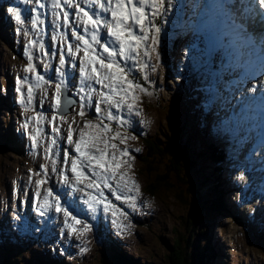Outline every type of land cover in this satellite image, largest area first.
Instances as JSON below:
<instances>
[{
	"label": "rangeland",
	"instance_id": "374dc122",
	"mask_svg": "<svg viewBox=\"0 0 264 264\" xmlns=\"http://www.w3.org/2000/svg\"><path fill=\"white\" fill-rule=\"evenodd\" d=\"M1 3H6V1L2 0L0 1V4ZM10 3L13 4L11 0ZM30 10L31 9L27 6L23 7L21 10L22 15L28 18L30 16ZM171 13L172 12H169L168 14ZM1 20L2 18H0V21ZM160 26L165 30L168 29L166 23ZM30 28L33 29L30 21L27 24L17 25L15 30L16 40L19 41L16 45L18 51L17 56L21 55L24 49V33L27 32L28 34ZM6 30L7 27L0 28V81L2 80L4 85H6V82L7 85H9L11 84L9 78L2 77V75L5 74V70H8V67H2L1 65L2 63H8L10 59L15 57L9 54V51H12L14 42L10 40ZM177 51L178 49L171 57L170 51H167V55H163L164 52L162 51L161 60H157L156 55L152 54L149 60V67L145 69V74L151 81L150 84L156 87L155 91L162 96L164 103H168L170 99L173 101L176 98L182 102L187 101V99L190 100L191 94L194 93L193 88L198 84V82L193 81V79H183V75H187L188 77L190 74H187L185 72L186 70L183 69L184 64L180 59L181 53ZM173 65L174 68L172 69ZM136 76L138 79H136L135 82L140 84L144 90L147 91L150 88V84L145 82L143 76L138 71L136 72ZM47 94L50 95L48 92ZM134 96L136 99L138 98L137 103L143 114H146L147 111L144 109V104L148 94H144V91L134 90ZM34 98L33 106L37 114H35L31 120H24L21 122L23 127L19 126V133L15 130L11 112L7 110L8 106L5 103H0V264H5L4 255L10 252L8 249L19 251L20 249L16 247H22L23 245L21 243L23 241H26V244H28L31 237H25L28 232L35 233L38 227L43 226L45 223H51V220L47 221V215L41 217L37 214L39 206L44 202L39 201L38 195H47L48 191L53 187L58 189L62 187H77V192L87 197L86 193L89 194L90 191L98 188L95 183L98 177L110 174V172L103 168H97V174L93 175L89 171V168L94 165L89 163L88 156H100L102 153L105 159L110 163L114 156L116 161L123 164L120 168V173L115 177L113 183L114 187L111 188L116 192L124 193L129 189L133 190L134 187L132 186L135 185L134 181H136L139 189L141 188L139 195L149 201V207L153 210L152 211L148 207L147 210L151 216L141 219L142 226L134 224L133 222L128 223L129 234H126L125 230V213L118 210L111 213L110 218L114 225V232L119 233L121 243L127 246L121 253L138 260L140 264H163L162 260L166 251L164 250L165 242L163 243V240H171L180 232L183 237L185 232H187L191 236L190 242L186 243L185 249L187 254L189 253L191 256L192 251H196L199 257L198 261L202 260L201 262L204 264H264V240H256L254 238L255 233L253 230L249 229V226L244 224V220H242L241 223H236L231 221L229 217L223 218L217 215L214 216L205 209L203 210L205 213L201 212L200 214L206 215L202 217L199 215L196 216L194 218L196 224L193 222L194 225L191 224L188 226H196V229L194 228V230H192L187 228L184 224L183 227H180L179 219L183 214V205L188 206L190 199H180L172 188L168 190L162 187L160 191L154 194L148 192V190L146 191V175L148 174L145 172L144 164L140 159L143 157L146 147L140 143L137 138H130L127 133L122 130L123 125L121 124L117 125L104 120V123L109 125V131L108 133H103L100 129V121L91 119L83 120L75 114V112L79 111L78 108L71 113L64 110L67 112V116L62 117L58 115L55 121H53V101L52 99H43V104H45L44 110H48L49 118H51L50 122H52L51 124L50 122L48 123L47 128L50 132H53L52 128L58 126V128L63 131V135L61 134L63 136L62 145H60L59 142L58 147L52 148V146H50V149L44 148L43 145L36 151H32L31 155L29 151L30 148L25 141L24 133L27 131L31 135L40 137L41 132H37V128L44 122V120L38 116L40 115L39 110L43 108V104H40V95L35 94ZM111 110L113 111L115 109ZM125 112L127 111H124V113ZM146 116L147 118L145 119H147L148 124H150L149 135H154L155 131H159L157 136L163 138L165 141L164 146L175 150H177L178 144L174 138L171 137V131L173 134H176L172 129L173 118H176L177 123H175L174 129H176L182 137L181 147L183 149L181 150L184 152L183 155L186 156V159L188 157L195 158L197 153H200L204 159L205 156L208 158L205 162H199L201 168L197 167L198 164L196 165L197 171L195 179L197 182H200L201 186V193L199 194L204 198L205 195H209L210 197L207 198L209 201H217L215 200V195L220 192V188L213 183L214 180L210 168L212 167L214 169V167L209 163V161L212 162V160L209 159V155L205 154V149L208 148V145L211 144V140H213V138H211L213 136V130L211 129L209 135L206 133V142L203 143L200 141L199 145L201 147L199 150L197 147L190 146L189 130L193 134V129H189L186 122L187 116L185 114L179 113L175 108L170 107L169 109H164L159 106L157 109L150 108ZM216 118L217 115H213L214 121L212 119L209 121L218 123L215 121ZM89 122L97 125V127H85V124ZM233 124L236 125V121ZM24 125H27V128H24ZM69 125H71L73 132V141L80 139L81 135H83V139L86 141V144L83 146L85 155L75 157L78 163V170L82 173L81 182L79 184H77L72 177V157L69 158L67 163L63 160L62 146L67 143ZM233 128L236 127H232L231 129ZM161 133L167 138L163 137ZM113 136L117 138L113 140ZM193 138L197 141L195 137ZM15 139L18 140L13 143ZM49 143H51V140ZM106 143L109 145L107 149L105 148ZM112 144H115L116 147L112 148ZM241 146L242 140H240L239 137L235 139L234 136L230 134L229 145H227L226 148L227 151L231 155L237 154L240 156ZM68 147L74 150V144H68ZM26 150L28 151L27 154L25 153ZM124 150H127L128 155L121 157V152ZM243 150L244 148H242V151ZM73 156H75L74 151ZM235 163L238 164V162ZM232 166L240 167L239 164ZM232 166L229 163L226 166L229 173L225 177L229 176V179H231L230 167ZM61 169L64 170V175H61ZM214 179L216 180V178ZM223 180L222 178L220 182ZM106 181H108V179ZM180 181L184 182L181 179ZM89 184H91L92 187H88ZM223 188H227L225 184ZM213 193L214 195H212ZM25 194L27 195L26 200L23 199ZM31 195H33V201L31 202L32 206H30L29 202ZM120 197L121 199L117 200H123V197ZM238 201L239 198L236 195L229 192L227 193V191L225 192L223 204L229 209L228 216L235 212ZM48 202L53 206L51 212L56 213L55 202ZM121 202L125 204V210H132L131 203L133 201L124 199ZM68 207H71L72 213L75 215L70 213L68 216H65L63 214ZM87 208V205L80 196H78V201H76V203L65 201L62 206L61 215L53 220L48 233L55 241V246L52 248V251L54 252L56 250V255L58 257L50 256L49 249L47 250L44 247L38 248L36 253V255H39L38 258L40 260L51 258L61 261L64 264H103L101 260L103 251L96 246L95 240H93V233L91 236L89 221L93 211H89ZM193 209L194 207L191 210ZM200 209H203V207ZM219 211H221V209H219ZM132 213H134V210L131 212L130 218L132 217ZM247 213L248 210L243 211L245 219L249 221L251 217L248 216ZM32 220H34V222H32ZM77 220H79V222H77ZM85 225H87V227H85ZM15 227H19L21 230L13 231ZM222 227H224V229H222ZM174 228L177 230L176 233H174ZM132 230L135 231L132 232ZM193 231H197L198 233L192 236ZM192 237H194L193 241ZM112 240H114V236H112ZM212 244H215L217 247H214ZM14 245H16V247ZM225 245H229V247H225ZM80 248H82V252H80ZM17 257L19 260H22L21 256H16L11 260L10 264L13 262L17 263ZM32 264H39V262L36 261Z\"/></svg>",
	"mask_w": 264,
	"mask_h": 264
},
{
	"label": "snow or ice",
	"instance_id": "6c2138e0",
	"mask_svg": "<svg viewBox=\"0 0 264 264\" xmlns=\"http://www.w3.org/2000/svg\"><path fill=\"white\" fill-rule=\"evenodd\" d=\"M23 2L28 0H18V3ZM33 2L47 7L42 4V0H33ZM91 2L96 7L90 12L79 4L74 5L72 0H50L53 8L63 12L62 21L59 12L54 14L52 27L56 30L63 29L65 33L59 48L56 46L55 35L52 37L51 51L45 48L46 56H59L54 79L51 76L46 78L37 72L27 44L24 46V56L28 65L24 71L33 73L37 86L41 81L46 84L55 82V93L52 97L53 121L57 115L67 116V112L64 111L67 101L68 107L73 111L77 105L79 106L80 111L76 114L81 117L94 112V119L100 121L101 131L108 133L109 125L105 124L104 120L115 121L121 125L127 122L131 125V120L124 119V111L130 116L139 115V111L134 107L136 100L134 90L144 91V88L135 82L138 79L136 72L143 76L146 83H150L145 74L149 60L152 54L156 55L157 60L162 58L160 44L164 29L157 21L168 23L169 12H176L186 6L180 4L179 0L175 3L174 0H91ZM72 8H75V13L69 11ZM3 11L17 25L27 24L30 21L32 28L37 29V9H31L28 18L22 15L18 6L12 4L6 6ZM81 12L83 16L80 15ZM109 13L110 17L107 15ZM195 21L197 27L200 25L208 27L207 40L204 42V47L193 43L189 52L185 53V59L190 58L194 61L197 53L204 57L203 68L211 77L204 98L205 105L210 111L212 108H223L226 112L231 110L232 116L238 117V123L245 124L250 130L256 129L257 111L264 113V109L257 103L264 102V0H199ZM188 23L193 21L189 20ZM39 24L47 27L44 20H39ZM104 29L106 35H102ZM67 32H70V37L66 35ZM24 35L27 36V32ZM208 42H211V47H208ZM29 43L33 42L29 41ZM44 67L48 69L51 66L46 63ZM69 67L72 69L71 73L68 71ZM72 80H75V84L71 83ZM27 83H29L27 76L16 80L15 90L22 99L23 85ZM70 88L74 91L72 96L68 97L67 92ZM34 96V89L29 85L26 104H32ZM130 98L131 102H129ZM43 102L41 99L40 104L42 105ZM24 127L27 128V125ZM85 127H97V125L89 122ZM52 131L58 133V126L53 127ZM72 136L73 132L69 125L67 143L62 146L63 160L67 163L72 157V177L79 184L82 173L78 170L75 157L85 155L83 146L86 141L83 135L76 141H73ZM30 138L32 147L35 148L37 137L31 135ZM116 138V136L112 137L113 140ZM61 139H63L62 135ZM260 140L261 155L264 156V137ZM68 144H74V150L69 149ZM108 146L106 143L105 148L107 149ZM111 147L116 146L112 144ZM127 155V150L121 152V157ZM88 161L94 165L89 168L93 175L97 174V168L114 173L115 167H118L114 156L110 163L103 153L100 156H88ZM60 173L64 175V170L61 169ZM102 179L98 177L95 182L97 187H100ZM239 179L243 180L244 176L241 175ZM103 186L108 187L106 180ZM88 187L92 185L89 184ZM73 191H76L74 187ZM86 195L88 198L84 203L89 211H96L102 205L107 213L111 207L105 202L106 197L99 193L96 196L87 193ZM112 195L116 196V199H121L116 193ZM48 197L55 202L57 214L61 212L65 201L59 194L53 195V190L48 191L37 214L41 217L49 214L48 218L51 219L53 206L49 204ZM125 199L134 198L125 197ZM70 203H76V199L73 197ZM70 213L72 209L68 207L63 214L68 216Z\"/></svg>",
	"mask_w": 264,
	"mask_h": 264
},
{
	"label": "trees",
	"instance_id": "16d2710c",
	"mask_svg": "<svg viewBox=\"0 0 264 264\" xmlns=\"http://www.w3.org/2000/svg\"><path fill=\"white\" fill-rule=\"evenodd\" d=\"M157 94L154 96L153 105L159 106L156 103ZM167 138L166 136H164ZM163 139H157L156 137L144 138V145L146 151L144 152L141 161L144 164L146 175V191L155 193L160 191L162 187L174 189L178 194L180 199H190L188 206L183 205V214L179 219L180 227H183V224L194 230L196 226L189 225L196 224L194 218L196 216H205V214H200L201 212L205 213L203 210L207 209L213 215L216 214L219 209H222V203L218 200V195L215 196L217 201H209L204 197L200 196L199 188L200 184L197 185L195 174H196V162L197 158H187L184 156V152L177 148L170 149L169 147L164 146ZM216 153L220 155V152L217 148L214 147ZM210 153L212 150H209ZM214 160V163H218L221 159L219 157H214L210 155ZM184 176V177H183ZM180 179L184 182H181ZM194 207L193 210H191ZM203 207V209H200ZM200 209V210H199ZM199 210V211H198ZM193 224V225H194ZM179 226V224H178ZM176 228H174V233H176ZM197 231H193L195 236ZM186 235V237H185ZM185 235L182 237L181 232L177 233V236L174 237L172 247L169 249H164L165 256L162 260L163 264H204L201 261L193 260V255H189L186 252V243H189L191 236L189 233L185 232ZM194 237H192L193 241ZM188 240V241H187ZM188 246V245H187ZM195 255V251H192ZM10 254L4 256L5 264H10L11 260L9 258ZM101 260L105 264H139L137 260H132L129 258H122L121 256L110 254L109 259H106L104 256L101 257ZM30 261V260H28ZM48 264V263H47Z\"/></svg>",
	"mask_w": 264,
	"mask_h": 264
},
{
	"label": "bare ground",
	"instance_id": "6f19581e",
	"mask_svg": "<svg viewBox=\"0 0 264 264\" xmlns=\"http://www.w3.org/2000/svg\"><path fill=\"white\" fill-rule=\"evenodd\" d=\"M68 69H71V68H68ZM70 73H71V72H70ZM214 147H215V146H214ZM215 148H216V147H215ZM208 152L210 153L209 150H208ZM209 159L212 160V162H214V160L210 157V155H209ZM223 160H224V159H223ZM240 161H243V160H238V161H236V162H238V164H239L240 167L244 166V165H245V161H244V162H240ZM228 163L231 164L229 161H228ZM238 164H237V163H233L232 165H238ZM252 164H254V162H252ZM247 168L250 169L249 166H247ZM119 176H120V175H119ZM222 189L226 191V190L228 189V187H227L226 189H224V188L222 187ZM219 190H220V189H219ZM218 193H220V194H222L223 196H225V194H224L221 190H220V192H218ZM260 208H261V209L264 208V202H263V204H260ZM212 245H213L214 247H217L215 244H212ZM125 249H126V248H125ZM141 251H142V250H141Z\"/></svg>",
	"mask_w": 264,
	"mask_h": 264
},
{
	"label": "water",
	"instance_id": "95a60500",
	"mask_svg": "<svg viewBox=\"0 0 264 264\" xmlns=\"http://www.w3.org/2000/svg\"><path fill=\"white\" fill-rule=\"evenodd\" d=\"M67 96H68V95H67ZM69 108H70V107H68V102L66 101V102H65V109H64V110L68 111Z\"/></svg>",
	"mask_w": 264,
	"mask_h": 264
}]
</instances>
